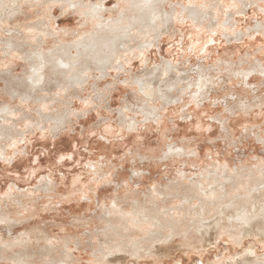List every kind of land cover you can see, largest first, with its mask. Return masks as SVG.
Returning a JSON list of instances; mask_svg holds the SVG:
<instances>
[{"label": "rangeland", "instance_id": "374dc122", "mask_svg": "<svg viewBox=\"0 0 264 264\" xmlns=\"http://www.w3.org/2000/svg\"><path fill=\"white\" fill-rule=\"evenodd\" d=\"M126 1L106 0L103 19H117ZM143 1L127 6L124 26H110L114 52L105 65L86 62L77 65L79 71L61 69L40 88L25 81L33 66L39 67L38 53L48 52L44 60L53 64L52 51L89 41L101 22L57 5L47 20L50 35L42 42L30 32L37 8H25L18 22L0 27V211L11 218L0 222V264H16L13 257L24 245L4 244L19 239L35 253L31 264H49L42 256L46 250L53 251L54 264H264V217L257 214L264 206V184H245L231 196L230 187L214 183L225 167L264 168V73L259 70L264 68V0ZM171 9L176 19L154 22ZM10 39H18L19 55L8 53ZM130 47L137 52H126ZM69 50L68 59L76 52ZM82 66L90 72H82ZM253 69L258 71L243 76ZM205 73L207 83L200 77ZM80 76L86 77L83 84L67 90ZM200 82L207 87L200 88ZM159 87L169 101L147 99L142 92ZM11 90L18 96L11 97ZM25 95L29 101L22 100ZM148 111L155 116L146 119L142 112ZM172 181L204 184L200 193L180 190L188 203L180 196L161 204H182L185 217L181 211L175 217L180 220L175 235L164 230L139 248L120 247L126 238L109 232L108 221L115 225V220L103 217V204L122 198L130 210L133 201L147 202L148 191ZM237 212L244 213L240 222ZM163 235L169 237L160 239Z\"/></svg>", "mask_w": 264, "mask_h": 264}, {"label": "bare ground", "instance_id": "6f19581e", "mask_svg": "<svg viewBox=\"0 0 264 264\" xmlns=\"http://www.w3.org/2000/svg\"><path fill=\"white\" fill-rule=\"evenodd\" d=\"M106 0H98L95 3H91L86 2L85 0H0V27H3L4 25H9L11 22H15L17 21V17L18 15H23L25 14L26 10L25 8H37L36 10V16L38 18L37 23L31 27L30 32L34 33V37L32 36V38H35L37 41L42 42L43 38H45L47 35L49 34L50 30V22L47 21L49 16L52 15V11L54 10L55 6L60 5L59 7L61 9H65L66 12L70 10V12L74 13V14H78L82 17H84L87 21L94 23V24H98L101 22V25L104 26V29L101 30V28L103 26L98 24V29L100 30L99 32H95L94 34H92L90 36V40H92L93 42L90 44V40H85V42H79L76 41L74 44H70L71 48L75 49V55L74 56H70L71 58L68 59V57L66 56V54H69V48L70 46H65V45H61L59 48H57L56 50L52 51L54 52V56H52V58H54L53 60V64L51 59L49 60V62H45L44 60V56H48V52L46 54H43L42 52H39L37 57H38V62H39V67L34 68L33 66V72L27 74L25 81H27L32 87L36 88V86H38V88L42 87L45 83L46 80H48V77L50 75L55 76V73H59L62 72V70H65L66 72H72L74 71H79L76 70L77 65L82 64V63H86L89 64L91 63L92 65H105L108 62V59L110 58L111 54L114 52V42L115 39L114 37L111 38L110 35L108 34L110 32V26H124V24H126V16L125 14L128 11V7L127 6H131V5H136L134 4V0H127L125 2V10L124 12H122L119 17L117 19H108V20H104L103 19V14L105 12V4ZM160 1V0H159ZM165 0H163L164 2ZM193 2L197 1V0H191ZM166 2V1H165ZM138 4H141V2H139ZM144 4H152L151 0H144L143 3ZM143 7V6H142ZM65 12V13H66ZM27 14V13H26ZM138 14H140V16H145V14L143 13H138L137 12V16ZM170 14V15H169ZM169 14L166 13H160L158 15H156V18H154V22H161L163 24H166L168 21L170 20H174L176 19L175 16L176 14H174V11L171 9V11L169 12ZM175 15V16H174ZM130 16V22H132V15H128ZM177 17V16H176ZM140 20H142V18H140ZM140 20H138V22H140ZM134 21L136 22V20L134 19ZM18 22V21H17ZM103 22V23H102ZM158 24V23H156ZM160 24H158V28H160ZM30 27V26H29ZM28 27V28H29ZM113 27V28H114ZM28 28H24V29H28ZM109 30V31H108ZM4 31V30H2ZM107 34V35H106ZM92 36H94L92 38ZM18 39H10L8 41H5L6 47L9 49L8 53H13L15 55H19V50H18V45L16 43H14L15 41H17ZM4 42V41H3ZM74 45V46H72ZM110 47V48H108ZM68 50V51H67ZM126 52H128L129 54H133V52H137L135 49H133L132 47H130L129 49L125 50ZM104 52H106V54H104ZM21 53V52H20ZM56 53L58 54V57L56 56ZM27 58H29V56L26 57V55L24 54V57H22V59L24 60H28ZM92 62H94V64H92ZM124 63L128 62V60L126 61H122ZM49 64V67H47ZM119 69H123V64L118 65ZM227 67V66H226ZM230 67V66H229ZM83 70H81L82 72H90L89 69L85 68V66H82ZM62 69V70H61ZM228 69V68H226ZM259 70L261 71V73H264V68L259 66ZM208 71V70H206ZM228 71V70H227ZM226 71V72H227ZM231 70H229L230 72ZM232 71H234L232 69ZM258 69H253L250 70L248 72H245V74H243V76H247V74L252 73V72H257ZM199 72V71H198ZM235 72V71H234ZM165 73V72H164ZM208 73V72H207ZM237 73V72H236ZM83 73H81L82 75ZM233 74V73H232ZM205 74L200 75V77L204 78L205 83H207L209 80V76L208 78L204 77ZM199 78V77H198ZM200 79V78H199ZM85 79L78 78L76 81L72 80L71 82L68 83V85H70L69 87H67V90L71 89H75L80 87ZM196 81V80H195ZM80 82V83H79ZM140 81H137L136 84L139 85ZM204 82H200L199 83V87L203 88V87H207V84H205ZM211 85V82H209ZM164 84V83H163ZM167 84V83H166ZM193 84V83H192ZM67 85V86H68ZM159 85V84H158ZM168 86V85H167ZM190 86V85H188ZM166 87V86H165ZM199 87H197V93H198V89ZM66 88V87H65ZM168 88V87H167ZM166 88V89H167ZM187 89H191L188 88ZM41 90V89H40ZM154 90V91H153ZM196 90V88H195ZM207 90V89H206ZM13 92H10L9 95L11 97H17L18 96V92L11 90ZM66 91V90H65ZM190 91V90H189ZM144 93V95L146 96L147 99H151L154 98L156 100H160L162 102H167L169 101L168 97L166 95H164L161 91V88L159 87L158 89L154 88V89H150L148 88V90H143L142 91ZM191 92V91H190ZM192 93V92H191ZM203 93V92H202ZM205 94V93H204ZM189 95V93H188ZM192 95V94H191ZM197 97V96H196ZM199 97V96H198ZM202 97V96H201ZM195 98V97H194ZM145 99V98H144ZM193 99V98H192ZM23 101L26 100H30V97L28 95H25L22 98ZM202 100V99H201ZM148 102V100H147ZM8 109V108H7ZM6 110V108H5ZM13 113V112H12ZM142 114H147L145 117L146 119L148 118V116H155L153 115V113L151 111L148 112H142ZM60 120H62V117H60V119H58V121H56V124H59ZM131 124V123H129ZM128 124V125H129ZM131 126V125H130ZM52 130V128H51ZM57 129H55L56 131ZM0 131H2L0 129ZM54 131V130H53ZM0 137H2V139L4 138V135L2 134V132L0 133ZM0 139V140H2ZM175 150V149H174ZM181 152H184L185 150H183L182 148L180 149ZM177 151V150H176ZM173 152V149L171 150L169 148V153L171 154ZM196 152H194L195 154ZM179 154V153H178ZM190 154V153H188ZM193 154V152H192ZM193 154V155H194ZM198 155V154H197ZM164 156V155H163ZM177 156V155H175ZM172 157V156H171ZM199 157V155H198ZM190 158V157H188ZM221 169V168H220ZM139 172V171H138ZM206 172V171H204ZM259 174V175H258ZM258 175V176H257ZM137 176V175H135ZM201 179H204L203 176L201 175ZM222 179V180H221ZM185 180V179H184ZM221 180V181H219ZM256 181V182H255ZM173 182V181H172ZM223 182V183H222ZM253 182L257 183H262L264 184V168H260V169H255V170H251L249 168H235L234 171H232L230 168L225 167L223 174L219 175V179L215 180L214 183H217V185L221 188L224 185L226 187H230L231 190L228 192V194L231 193L232 196V192H237L240 193V191L242 189L245 188V184L249 185L248 183L252 184ZM132 183V182H131ZM158 183V182H157ZM171 183V182H170ZM176 183V184H175ZM173 182V184L171 183L170 186H166V187H161L158 188L157 186H155L151 191L147 192V198L145 196H143V198L145 197L147 199V202H139L144 201L142 199L140 200H135L133 201V204L130 206L131 209L128 210V208L126 209L127 206L129 205L126 203L123 204V202L121 201V199L119 198H115L113 201H111L112 203L110 204L111 206H108L107 204H103L104 205V209L102 211H104L103 214H105L103 217H106L108 219H114L115 220V225L113 224L114 222L112 221H108V223L110 224V226L108 227L109 232H111L113 235H115L117 232L119 235V237H124L126 238V243L123 244L124 246H120L123 248L128 247V244H132V247H136L139 248L140 246H138L140 243L144 242L146 239H152L154 238L156 235H162L163 231H168L169 232H174V234H171L172 237L173 235H175V229L178 228V224L180 222L177 221V219L175 217H181V215L179 214V211H181V214L183 215L184 213H182V204L180 203L179 205H175L173 204V206L171 208H167L165 205H163L161 207V204H165L167 201H174L178 198H180V190H183L184 195H188V194H192L195 193L196 191L199 190V193L201 192V189L204 188V184L201 182H197L196 187H190L189 185H182L179 183L180 182ZM194 183V182H192ZM127 184V182H126ZM159 185V184H158ZM126 186V185H125ZM162 186V185H160ZM181 186V187H180ZM210 186V185H209ZM212 186V185H211ZM127 187V186H126ZM208 187V186H207ZM122 188V187H119ZM119 188H117L119 190ZM209 188V187H208ZM218 188V187H217ZM250 188V187H249ZM125 189V187H124ZM130 189V188H129ZM198 189V190H197ZM128 190V189H127ZM132 190V189H131ZM137 191V189H136ZM135 191V192H136ZM249 192H251V190H248ZM253 191V190H252ZM125 192V190H124ZM206 192V191H204ZM217 192V191H216ZM220 192V191H219ZM49 193V192H48ZM123 193V191H122ZM203 193V192H202ZM208 195L211 194H215V191H209ZM227 193V192H225ZM223 193L221 194V196L225 197L226 194ZM252 193V192H251ZM87 194V193H86ZM51 195V194H50ZM95 195V194H94ZM117 195V194H116ZM121 194H119L120 196ZM123 195H126V193H124ZM131 195V194H130ZM129 197H132L130 196ZM135 195V194H134ZM183 195V197H184ZM202 195L204 196H208L206 193H203ZM219 195V194H218ZM87 196V195H86ZM92 196V195H91ZM239 196V195H238ZM245 196V195H244ZM55 197V196H53ZM85 197V196H84ZM95 197V196H94ZM114 197V196H113ZM183 197L181 196V198L183 199ZM189 197V196H188ZM217 197V198H216ZM216 200H218V197L220 198V196H216ZM230 197V196H229ZM241 197V196H239ZM86 198V197H85ZM206 198V197H205ZM236 198V197H235ZM50 199V198H49ZM52 199V198H51ZM89 199V198H87ZM97 199V197H96ZM145 199V200H146ZM186 197H184V203L188 201H186ZM231 200V198H229ZM234 199V198H233ZM189 200V199H188ZM209 200V198L207 199ZM215 200V199H213ZM220 200V199H219ZM218 200V201H219ZM223 200V198H222ZM225 200V199H224ZM191 201V200H190ZM217 201V202H218ZM233 201V200H232ZM182 202V203H183ZM224 202V201H223ZM244 202V201H243ZM242 202V203H243ZM22 203V202H21ZM199 203V202H198ZM201 203V202H200ZM203 203V202H202ZM201 203V204H202ZM206 203V202H205ZM204 203V204H205ZM232 203V202H231ZM19 204V203H18ZM148 204V205H146ZM211 204V203H210ZM233 204V203H232ZM241 204V203H240ZM244 204V203H243ZM1 205V204H0ZM15 205V203H14ZM185 205V204H184ZM219 206V204H217ZM18 206V205H16ZM20 206V205H19ZM217 206V209H218ZM238 206H240L238 204ZM248 206V205H247ZM5 207V206H4ZM242 208V207H241ZM241 208H239L241 210ZM2 210V208H0ZM163 210V211H159V210ZM182 209V210H181ZM189 209V208H188ZM198 209V208H197ZM5 210V209H4ZM201 210V209H200ZM237 210V209H236ZM244 210V208H243ZM242 210V211H243ZM9 211V210H8ZM168 211H172V214H168ZM199 211V210H198ZM209 211V210H208ZM245 211V210H244ZM243 211V212H244ZM6 212V211H5ZM17 212V211H16ZM184 212V211H183ZM187 212V211H186ZM203 212V210H202ZM249 212V211H247ZM246 211L244 212L245 215L247 213ZM258 212V213H257ZM256 213L261 215L262 217H264V206L259 207V210ZM14 213V212H13ZM196 213V212H195ZM194 213V214H195ZM201 213V212H200ZM239 212H237L236 214H238ZM244 213H242L241 216H239L238 214V218L236 219L237 222H240V219L244 218ZM12 213H10L11 215ZM31 214V213H30ZM198 214V213H197ZM205 214V213H204ZM235 214V215H236ZM241 214V211H240ZM186 215V213H185ZM248 215V214H247ZM258 215V216H259ZM11 216H14L11 215ZM184 216V215H183ZM202 216V214H201ZM18 217V216H17ZM29 217V216H28ZM185 217V216H184ZM245 220L244 222H242L243 224L245 222L248 221V216H245ZM14 218V217H13ZM183 218V217H182ZM201 218V217H199ZM236 218V217H235ZM187 219V218H185ZM28 220V219H26ZM103 221H106L103 219ZM191 222V220H189ZM0 222L1 223H9L11 222V218L4 212L0 211ZM105 223V222H104ZM183 223V221H182ZM26 224V223H25ZM35 224V223H34ZM33 224V225H34ZM181 224V223H180ZM22 225V224H21ZM191 225V223H190ZM106 226V223H105ZM180 226V225H179ZM193 226V225H192ZM12 227V226H11ZM14 227H18V225L14 226ZM4 228V227H3ZM6 228V226H5ZM9 228V227H8ZM7 228V229H8ZM19 228V227H18ZM29 228V227H28ZM107 228V227H105ZM192 228V227H191ZM41 229V228H40ZM189 229V228H188ZM105 230V229H103ZM39 231V230H38ZM15 232V231H14ZM40 232V231H39ZM46 232V231H45ZM105 232V231H104ZM108 232V233H109ZM115 232V233H114ZM12 233V232H11ZM24 233V232H23ZM22 233V235H23ZM26 233V232H25ZM28 233V230H27ZM65 233V232H64ZM10 234V233H9ZM8 234V235H9ZM41 234V233H40ZM25 235V240L27 239L28 241L30 240L31 236L24 234ZM23 235V236H24ZM48 235V234H47ZM103 235V233H102ZM170 236V233L168 234ZM22 236V237H23ZM37 236V235H36ZM42 236H44L42 234ZM68 236V235H67ZM93 236V235H92ZM107 236V235H106ZM109 236V235H108ZM167 236V235H166ZM165 235L160 236L161 238H167L169 236L166 237ZM4 237V236H3ZM49 237V235H48ZM51 237V236H50ZM112 237V235H111ZM7 238V237H6ZM5 238V239H6ZM16 238V237H15ZM38 238V237H37ZM47 238V237H46ZM53 238V237H52ZM77 238V237H76ZM88 238V237H87ZM108 238V237H107ZM8 239V238H7ZM54 239V238H53ZM69 239V238H68ZM157 239V238H156ZM63 240V239H62ZM67 240V239H66ZM71 240V238H70ZM158 240V239H157ZM24 239H19L17 241V244H4L5 247L10 248L12 246H16V245H24V251H19L17 253V255L15 257H13V261L16 264H31V261H29L30 259L34 258V254L28 252V248L25 247V243H23ZM78 241H81L78 240ZM119 241V240H118ZM68 242V240H67ZM66 242V243H67ZM73 242V240H72ZM125 242V241H124ZM27 243V242H26ZM39 243V242H38ZM64 243V242H63ZM75 243V242H74ZM78 243V242H76ZM65 244V243H64ZM81 244V243H80ZM106 244V242H105ZM119 244V243H118ZM32 245V244H31ZM39 245V244H38ZM72 245V244H71ZM76 245V244H75ZM107 245V244H106ZM117 245V243H116ZM120 245V244H119ZM126 245V246H125ZM54 246V245H53ZM52 246V247H53ZM79 246V245H78ZM130 246V245H129ZM138 246V247H137ZM40 247V246H39ZM55 247V246H54ZM58 247V246H57ZM61 247V246H60ZM67 247V246H66ZM19 248V247H18ZM17 248V249H18ZM47 248V246H46ZM78 248V247H76ZM111 248V247H110ZM129 248V247H128ZM12 249V248H11ZM10 249V250H11ZM16 249V248H14ZM16 249V250H17ZM54 250H56L55 248H53ZM52 249V250H53ZM59 249V248H58ZM65 249V247H64ZM113 249V247H112ZM111 249V250H112ZM116 249V248H115ZM120 249V248H118ZM38 250V249H37ZM45 250V248H44ZM69 250V249H68ZM71 250V249H70ZM106 250V249H105ZM133 250L135 251L136 249L133 248ZM1 251V250H0ZM41 251V250H40ZM118 251V250H117ZM3 252V251H2ZM9 252V251H8ZM53 251L51 250H46V252L44 251L42 256L47 257V261L49 264H54L55 260L53 259ZM57 252V251H56ZM55 252V254H56ZM6 253V252H4ZM41 253V252H40ZM16 254V253H15ZM3 254L0 253V257ZM58 255V254H56ZM44 257V258H45ZM11 258V257H10ZM1 259V258H0ZM56 259V258H55ZM33 260V259H32ZM46 261V262H47ZM62 261V260H61ZM103 261V260H102ZM65 263V262H64Z\"/></svg>", "mask_w": 264, "mask_h": 264}]
</instances>
